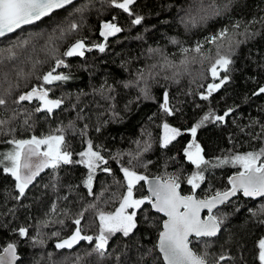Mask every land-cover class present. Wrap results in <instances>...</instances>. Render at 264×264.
Returning <instances> with one entry per match:
<instances>
[{"label":"trees","instance_id":"16d2710c","mask_svg":"<svg viewBox=\"0 0 264 264\" xmlns=\"http://www.w3.org/2000/svg\"><path fill=\"white\" fill-rule=\"evenodd\" d=\"M212 2L204 0L205 6ZM214 4L220 15L201 21L199 0H136L132 10L144 19L140 25L133 26L132 17L112 7L109 0H78L50 18L0 39V49L12 46L16 53L15 59L0 64V95H4L9 84H19L12 99L42 85L37 77L52 69L54 58L63 59L68 65L56 72L70 77L67 81L43 85L50 89L49 98L63 100L60 108L52 113L36 112L40 106L36 99L20 105L10 100L7 110L0 109V118L12 116V109L20 113L5 126V130L15 128V132L0 135V153L13 147L5 142L9 139L59 134L55 130L64 128L74 160L80 159L76 153L83 151L91 140L100 146L101 154L108 160L103 167L112 169V174L97 169L94 195H89L83 183L88 170L83 164L47 168L29 186L25 196L16 199L15 180L0 167V252L7 244H16L20 257L17 264H77L78 255L84 257L79 264H163L155 247L162 218L154 214L149 205L143 206L147 211H138L137 228L129 237L118 233L109 240L104 258L96 254L85 256L92 247L87 241H81L73 249L58 250L55 245L72 234L73 219L89 204H96L104 211L118 206L119 198L126 191L120 168L130 166L128 153H142L140 159L147 168L139 166L138 172L148 177L178 176L181 193L191 194L186 178L197 169L184 155V149L193 140L187 129L209 110L222 115L228 108L235 109L224 122L207 121L198 128L195 141L203 149L206 160L215 162L217 158L259 152L264 148V132L261 131L264 93L254 95L264 87V0H214ZM84 5L88 10L81 21L75 9ZM191 17H196L194 24ZM71 20L81 22V27L64 39L55 40L58 51H54L53 44L48 42L49 34L57 26L66 28ZM109 21L117 23L123 31L105 41L100 32L103 23ZM236 24L239 28L234 27ZM225 28L229 30V39L241 43L234 46L230 54L233 62L229 71L219 70L220 76L229 77L228 81L208 100H202L200 94H207V84L219 83L209 71L216 58L217 44L207 43L206 38ZM56 35L59 36V31ZM77 39H84L92 50L85 51L82 57L63 56ZM197 43L203 45L201 53L191 51ZM218 43L223 44L221 51L226 53L228 40ZM96 44H105V51L93 47ZM185 48L189 52L184 53ZM150 49L158 51L150 52ZM6 55V52L0 53V56ZM141 71L144 79H139ZM125 84L130 86L125 87ZM145 87L149 90L147 97L141 91ZM165 91L169 107L174 109L171 116L160 107ZM22 109L26 112H21ZM28 114L31 119L25 125L23 121ZM164 122L183 132L166 148L161 147ZM147 144L151 147L143 151ZM117 153L121 155L113 159ZM241 170L239 165L231 163L208 167L204 172L205 181L195 194L204 198L217 190L228 189V178ZM134 192L137 197L147 195L143 182ZM53 205L56 206L54 212ZM262 209L264 198L253 201L238 195L214 212L226 216L219 234L213 238H193L190 246L202 253L207 244V252L213 260L221 254L229 257L220 264H260L258 242L264 238ZM60 220L63 224L58 223ZM42 221H49L48 227H43ZM98 225L96 209L85 212L80 225L83 234L96 235ZM20 227H27L29 236L21 237ZM57 231L60 236H53ZM38 239L44 240V246L34 243Z\"/></svg>","mask_w":264,"mask_h":264},{"label":"snow or ice","instance_id":"6c2138e0","mask_svg":"<svg viewBox=\"0 0 264 264\" xmlns=\"http://www.w3.org/2000/svg\"><path fill=\"white\" fill-rule=\"evenodd\" d=\"M109 3L112 7L121 9L128 16L132 17L131 24L133 26L142 23L144 17L135 14L132 10V6L136 4V0H109ZM73 4L74 0H0V38L16 33L17 30L23 29L24 26L34 25L44 18H50L58 10L65 9L67 6ZM199 5L198 14L201 21L207 20L210 16L220 15V10L215 6L214 0L212 3L207 4V6H205L204 0H199ZM87 10V5L75 9L77 13H80L81 21L83 20V14ZM115 19L113 17V21ZM113 21L105 22L102 25L100 35L105 41L108 40V37L115 36L117 33L123 31V28ZM190 21L194 24L196 17H191ZM262 22H264V18H262ZM239 26V24H236L234 27L239 28ZM80 27L81 22L71 20L66 28L60 26L54 28L48 36V42L54 46L53 50L58 51V47L55 46V40L64 39L66 35L75 33ZM57 31H59V36L56 35ZM228 33L229 30L225 28L219 33L206 38L207 43L217 44L216 58L209 71L213 79H219V83L207 84V94H200L202 100H208L229 79L227 75L220 76L219 70H223L225 73L229 71V66L233 62L230 54L234 50V46H238L241 41H232L229 39ZM40 35L43 34L41 33ZM224 40H228V51L226 53H222L221 51L223 44L218 43ZM27 42V40L24 41L25 44ZM172 42L178 43L175 40ZM93 47L98 48L100 52L105 51V44H96ZM202 47V44L197 43L191 51L201 53ZM91 50L92 47L87 46L84 39H77L63 52V56L82 57L85 51ZM149 51L154 52L158 50L150 49ZM182 51L187 53L189 49L185 48ZM4 52L7 55L0 56V64L4 60L16 58V53L13 51L12 46L0 49V53ZM54 59L55 63L52 69L37 77V79L42 80V85L34 86L30 91L21 93L15 99H12L13 91L19 88V84L15 86L9 84L4 89V95H0V109L7 110L10 100L12 104L20 105L22 102H31L33 99L40 101V106L35 109L36 112L45 111L52 113L54 109L60 108L63 100L49 98L50 89L43 86L52 85L57 81H67L70 78L68 75L56 72L58 68L68 67L65 61L60 58ZM165 59L167 58L165 57ZM181 63L185 62L182 61ZM5 79H7L6 75ZM139 79H144L142 71L139 73ZM128 86L130 84H125V87ZM201 87L205 86L201 85ZM141 91L146 97L149 95L147 87ZM262 93H264V87H260L258 93H254V95ZM160 107L166 115L171 116L174 114V109L169 107L167 91L164 93L163 103ZM234 110L233 108H228L222 115H217L214 110H209L197 123L187 129L191 133L193 140L184 149V155L197 169V171L186 178L187 184L191 185L192 188L191 194L184 195L181 193L178 176L166 175L150 179L147 175L138 172L136 168L139 166L147 168V164H144L140 159L142 153L137 152L135 155L128 153L127 155L130 156V159L127 163L130 166H121L120 168V171L123 173L126 191L119 198L118 206L112 211H104L98 209L96 204H89L87 208L79 212L77 217L73 219L72 222L75 225L74 231L67 238L60 239L55 245L56 249H73L81 241H87L92 247L90 251L85 253V256L96 254L100 258H104L108 253L109 240L118 233L123 237H129L137 228L138 211H147V209H143V206L150 205L151 209L157 213H162L165 217L161 224L162 230L159 231L158 243L155 246L162 256L163 264H220L221 261L229 259V257L223 254L216 256L214 260L210 259V254L207 252V244L202 253L194 251L190 246L192 244L190 237H194L197 240L200 238L216 237L221 231L226 216L215 214L213 210L217 209L220 205L228 203L230 198L236 196L237 193H242L245 197H264V148H261L259 152H247L231 157L217 158L215 162H212L205 159L203 149L195 141L198 128L205 122H224L225 118L230 116ZM21 112H26V109H22ZM12 113V116L6 119L0 118V135H9L15 132V128L5 130V126L9 125L20 114L16 109H12ZM30 119L31 114H28L23 123L28 125ZM68 127L71 128L72 124L70 123ZM162 128L161 147L164 148L182 134L180 129L172 127L167 122L162 124ZM64 131V128H57L55 132L59 134H48L41 137L33 135L29 139L12 138L5 141L9 145H13V148L10 151L0 153V167H2L3 172L10 174L15 180V189L18 193L15 197L16 199L24 197L29 186L47 168L57 169L61 165L83 164L88 170L83 183L88 189L89 195H94L93 180L97 169L112 174L111 168L103 167L108 164V160L101 154L100 146L94 145L91 140L87 141V147L83 151L76 153L80 159L74 160L73 152L68 149ZM261 131L264 132V125L261 126ZM84 134L86 133H82V135ZM150 147L151 145L147 144L143 151H148ZM120 155V153H117V156L113 157V159H117ZM134 161L136 162L135 164L133 163ZM148 163H151V161ZM229 163L239 165L242 169L234 176L229 177L228 183L230 188L223 191L217 190L209 196L198 198L195 190L205 181L204 172L208 167H219ZM141 182L148 184L150 194L137 197L134 190L137 189L138 185H141ZM100 196H103V192ZM100 196H97L98 200ZM90 209H96V219L99 221L98 233L94 236L83 234L84 229L80 227L85 212ZM55 210L56 206L53 205L52 211L54 212ZM204 210H207V215L202 217L201 213ZM67 214L66 211L65 215ZM145 218L147 219V216ZM58 223L63 224V221L60 220ZM41 224L43 227H48L49 221H42ZM18 232L21 237L29 236V229L27 227H20ZM52 235L59 237L60 233L57 231L53 232ZM34 243L44 246L45 242L43 239H38ZM258 248L260 264H264V238L259 240ZM48 255L51 257L52 254L49 253ZM83 258L78 255L76 258L77 264ZM116 259L119 260V256ZM17 260L16 244H7L2 252H0V264H16Z\"/></svg>","mask_w":264,"mask_h":264},{"label":"water","instance_id":"95a60500","mask_svg":"<svg viewBox=\"0 0 264 264\" xmlns=\"http://www.w3.org/2000/svg\"><path fill=\"white\" fill-rule=\"evenodd\" d=\"M76 1H78V0H74V3L76 2ZM68 7V6H67ZM59 11V10H58ZM40 22V21H39ZM38 23V22H37ZM29 26H32V25H28V26H24V28L25 27H29ZM17 31H19V30H17ZM12 34H14V33H12ZM12 34H9V35H12ZM8 35V36H9ZM0 39H2V38H0ZM257 93H258V91H257ZM257 96V95H256ZM181 133L183 134V132L181 131ZM181 134V135H182ZM180 135V136H181ZM179 137V136H178ZM177 137V138H178ZM176 138V139H177ZM175 139V140H176ZM235 175V174H234ZM234 175H232V176H234ZM231 177V176H230ZM150 179H152V178H154V177H149ZM228 180H229V178H228ZM143 185H144V190H145V192H146V194L147 195H149L150 193H149V186H148V184L147 183H145V182H143ZM228 188H230V185H229V183H228ZM238 195H240L241 197H243V198H245V199H248V200H253V201H258V200H260V199H262V198H264V197H245V196H243V194L242 193H237V195L236 196H234V197H231L230 198V201L229 202H231L232 200H234ZM228 202V203H229ZM227 204V203H226ZM225 205V204H224ZM150 206V205H149ZM223 205H220V206H218V208L217 209H214L213 211L215 212L216 210H218L220 207H222ZM150 209H151V207H150ZM151 211L154 213V214H156V215H158V216H160L161 218H162V221H163V219H165V217L163 216V214L162 213H157V212H155V210H153V209H151ZM201 215H202V217H204V216H206L207 215V210H204L202 213H201ZM162 224V223H161ZM162 230V229H161ZM219 234V233H218ZM217 234V235H218ZM158 236H159V234H158ZM194 237H190V239H193ZM211 238H213V237H211ZM196 239V238H195ZM158 243V237H157V241H156V244ZM6 247V246H5ZM156 250H157V253L159 254V256H160V258H161V260H162V263H163V259H162V256H161V254L159 253V251H158V249L156 248ZM2 252V251H1ZM17 256H18V260L16 261V264L19 262V259H20V257H19V255L17 254Z\"/></svg>","mask_w":264,"mask_h":264},{"label":"rangeland","instance_id":"374dc122","mask_svg":"<svg viewBox=\"0 0 264 264\" xmlns=\"http://www.w3.org/2000/svg\"><path fill=\"white\" fill-rule=\"evenodd\" d=\"M12 148H13V147H11L10 149L6 150L5 152L10 151Z\"/></svg>","mask_w":264,"mask_h":264}]
</instances>
